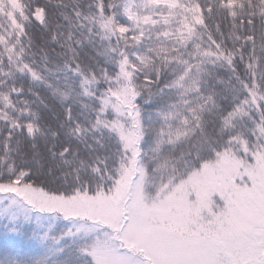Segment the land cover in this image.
<instances>
[{
	"label": "snow or ice",
	"instance_id": "snow-or-ice-1",
	"mask_svg": "<svg viewBox=\"0 0 264 264\" xmlns=\"http://www.w3.org/2000/svg\"><path fill=\"white\" fill-rule=\"evenodd\" d=\"M212 2L196 0L200 12L207 13L199 26L188 21L190 0H177L174 7L152 0H92L87 7L95 11L87 14L76 0L75 24L59 11L70 29L67 35L51 32L49 41L63 47L64 40L72 39L73 27L87 28L75 44L87 42L104 57V65L85 73L76 48L67 44L71 55L62 70L79 78L77 96L87 102H76L87 112L74 114L72 104H66L53 142L43 146L46 155L65 165L79 160L63 181L53 182L51 169L45 174L25 158L28 150L33 157L39 151L41 125L33 101L25 98L31 94L40 99L39 93L26 89L24 81H47L33 67L35 53L23 47L24 42L31 47L33 32H49L56 14L50 7L53 0H18L16 7L14 0H0V36H5L0 41V222H6L10 240L32 250L30 259L10 253L0 264H264V178L254 174L264 154V0H237L227 8L224 0L216 14L231 22L227 40L219 21L216 35L208 31ZM56 3L58 9L67 7L64 0ZM145 17L146 25L140 23ZM237 20L240 32L235 31ZM120 24L126 26L123 31ZM205 34L209 47L204 46ZM96 36L101 44L109 41L103 50L96 47ZM8 41H14L11 51ZM16 44L21 45L19 52ZM44 67L50 71L46 63ZM217 67L230 73L227 95L220 97L224 103L213 113L212 123L220 125L222 134L196 155L170 160L164 145L188 132L205 134L203 113L210 101L216 103L208 80ZM216 83L225 81L217 78ZM63 97L68 101L69 94ZM141 100L155 103L147 115ZM237 117L247 119L233 131ZM67 137L84 145L90 163ZM222 154L239 161L231 187L213 186L203 196L191 189L184 192L190 204L187 214L170 210L162 216L156 211L193 169ZM127 176L133 177L132 184L121 191L119 182ZM137 195L144 212L136 207ZM101 200L112 205L110 215L94 203ZM24 226L31 228V236Z\"/></svg>",
	"mask_w": 264,
	"mask_h": 264
},
{
	"label": "trees",
	"instance_id": "trees-1",
	"mask_svg": "<svg viewBox=\"0 0 264 264\" xmlns=\"http://www.w3.org/2000/svg\"><path fill=\"white\" fill-rule=\"evenodd\" d=\"M38 3L44 4L46 3V0H37ZM64 2L67 4V7L64 9H58L60 6L57 5L56 0H53V3L50 5V7L54 10L56 14L51 16L50 18V26H49V32L44 33L40 32L39 30L32 33V44L31 47L28 46L27 42H24L23 47L25 48L26 53H35L34 59L36 61L35 65H33L34 68L38 69V71L44 76L45 80L47 81V84H51V87H48L46 83L44 82H30L28 80L24 81V86L27 89L28 87H32L35 92L39 93L40 99H37L36 97L32 96L31 94H27L25 96L26 99L33 101L32 107L37 113L38 122L41 125L40 133L37 134V144L39 146V151L35 154L33 157V153L31 150H28L25 152V158L28 159V161L32 164L34 168H36L38 171H42L45 174H47L48 170L51 169V176L49 177L53 182L56 180H64L65 175L67 173H70L73 168L79 167V160L74 161L72 165H65L61 162L60 158L57 157L55 159L51 158L50 155H46L43 151V146L45 143L51 144L53 142L52 132L54 130H57L59 128L60 122L64 118V107L66 104L71 103L73 107V113H79V112H87L86 109L82 108L81 104L79 102H76L78 100H85L84 97H78L77 93L80 91L78 87V77H75L73 73L68 71H63V66L65 61L69 60V56L71 55L68 51L67 44L71 43L73 48H76V51L78 52V59L80 60V63L83 65V71L85 73L89 72V69L96 70L97 64L104 65V57L98 56L96 51L93 50L92 46L89 45L87 42L84 43L82 47H77L75 44L76 39H84V36H82V32L86 35L88 29H80L79 27H73L71 29L72 33L74 35L72 36V39L64 40V46L61 47L58 44L51 43L49 41V35L51 32H63L65 35L69 32L70 25L67 20H64L58 13L59 11L63 10L67 12L72 17V23L75 24L77 22V18L75 16H72V8L76 5V0H64ZM142 0H137V3H141ZM204 0H201V3H203ZM224 0H213L212 2V19L207 20L208 24V31H210L213 35H216V29H215V23L216 21H219L220 24L224 27L225 32V39L227 40V35L230 31H232V25L231 22L226 21L223 16L217 15V11L221 10V5L223 4ZM18 3V0H14L13 7H16V4ZM237 0H227V7H231L233 4H236ZM92 4V0H79V8L85 13L94 12L95 9H90L87 6ZM238 10V9H237ZM188 21L195 22L197 26L200 24H203L205 22V17L207 16V13H201L199 9V5L196 3V0H190L189 4V11L186 13ZM12 24L19 28L22 31V25H18L15 21V19L12 20ZM59 25V27H58ZM236 32H240V26H239V20L236 21ZM125 29V25L120 24L119 28ZM201 31H204L201 29ZM243 35V33H240ZM5 39V36H0V41H3ZM63 39V38H61ZM204 46L209 47V38L208 35L205 34L204 37ZM217 39L219 37L217 36ZM95 40L98 42L96 44L97 48H100L103 50L104 45H107L109 41L106 39L101 43L100 37L96 36ZM14 41H8L7 50L11 51L12 44ZM240 41H237V44H239ZM113 44H115V41H113ZM229 47H233V45L229 42ZM21 48L20 44L15 45V51L19 52ZM60 53H63V55H59ZM47 54V60L45 61L44 56ZM13 57L15 58V54L12 53ZM24 55L25 60H32L33 57L31 55L22 54ZM70 62V61H69ZM46 63L47 69L46 70L44 65ZM167 76V74H165ZM165 76L161 77V80L163 81L165 79ZM230 76V73L226 71L223 67H217L213 73V76L209 78L208 85H209V91L214 96L215 104L213 102H209V104L206 106L208 111H205L203 113L204 120L207 122L205 127V134L203 136L200 135H193L191 132H188L185 136L180 137L175 143L173 144H166L164 145L166 151V156L170 160L179 161L183 158L184 154L191 152L193 155H196L198 152L203 151L205 146L210 143L211 141L217 139L223 132V129L220 127L219 124L214 125L212 123L214 116L213 113L216 111L217 105H222L224 103V100L220 97L222 95H227V81ZM220 78L223 81H225L224 84H214V81ZM19 83V80L17 81ZM235 83V80L232 81ZM213 85L215 90L213 91ZM54 89H57L54 92ZM67 92L69 94L68 101H63V93ZM85 102H87L85 100ZM141 104L145 115H147L153 108H155V103L151 100L145 101L141 100L139 101ZM45 105L47 107H45ZM78 119H82V117H77ZM247 118H245L246 121ZM245 121H242L239 117L233 121V131L239 130L243 123ZM68 126L65 125L64 129H62V138L63 133H67ZM67 139L71 140L72 144L81 149L80 151V158L84 159L86 163H90V160L88 159V152L84 150V145L82 143H79L75 140V138L67 137ZM89 143H91V140H89ZM21 151H24L23 144H21ZM98 154H103V151H101ZM95 155V154H94ZM264 158V154L261 155ZM230 157L234 158L236 160L237 157L230 155V154H222L219 159ZM219 159L216 158H210L202 162L201 166L204 164H213L215 162H218ZM38 161V163H37ZM3 162L0 161V165H2ZM198 169H193V171H196ZM86 175L82 172V176ZM69 180L71 179V176L69 175L67 177ZM6 223L0 222V260H3L5 258V252L3 251L5 246H12L14 248H25L27 250L29 246H24L18 242H14L9 239L8 232L5 231ZM25 231L28 233L29 236H31V228H28L27 226H24ZM28 252V250L26 251ZM25 259H30L32 257V254H29L27 256H22Z\"/></svg>",
	"mask_w": 264,
	"mask_h": 264
},
{
	"label": "rangeland",
	"instance_id": "rangeland-1",
	"mask_svg": "<svg viewBox=\"0 0 264 264\" xmlns=\"http://www.w3.org/2000/svg\"><path fill=\"white\" fill-rule=\"evenodd\" d=\"M156 5H167L174 7L177 0H152ZM179 11V9H176ZM141 24H148L149 18L145 17L140 21ZM123 31V28H119ZM187 31V26H185ZM208 167L201 166L198 170L193 171L187 177L186 182H182V185H177L171 192L165 196L161 201L156 211L162 215L167 216L170 210H175L177 213L187 214L190 211V204L186 202L184 198V192L188 190H194L198 196H203L213 186H219L229 188L234 184L235 174L239 171V161L225 157L219 159L218 162L213 164H207ZM254 174L259 178H264V158L261 156L259 166L254 171ZM133 177L127 176L120 181L121 191H127L132 184ZM167 187V185H165ZM98 204L103 215H110L112 212V205L107 201L94 202ZM136 207L139 211L144 212L143 202L139 195L136 197ZM6 223V222H5ZM35 223V221H33ZM28 250V252H26ZM14 248L12 246H5V258L10 254L20 253L21 256H27L32 254L31 246L27 248Z\"/></svg>",
	"mask_w": 264,
	"mask_h": 264
}]
</instances>
